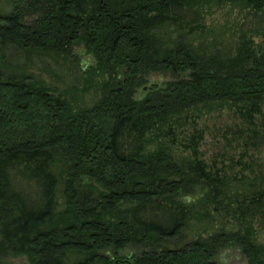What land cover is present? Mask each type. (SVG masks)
<instances>
[{
    "label": "trees",
    "instance_id": "16d2710c",
    "mask_svg": "<svg viewBox=\"0 0 264 264\" xmlns=\"http://www.w3.org/2000/svg\"><path fill=\"white\" fill-rule=\"evenodd\" d=\"M14 1L0 13V254L28 264H215L237 247L246 264H264L252 227L264 212V0ZM226 5L251 15V35L242 27L228 55L207 54L206 17ZM80 44L95 60L86 76L97 99L74 109L26 72ZM150 72L175 80L143 90ZM225 108L235 121L218 162L234 175L198 158L197 120ZM192 193L228 211L235 230L165 248L191 219L183 200ZM127 246L142 252L125 260Z\"/></svg>",
    "mask_w": 264,
    "mask_h": 264
},
{
    "label": "rangeland",
    "instance_id": "374dc122",
    "mask_svg": "<svg viewBox=\"0 0 264 264\" xmlns=\"http://www.w3.org/2000/svg\"><path fill=\"white\" fill-rule=\"evenodd\" d=\"M14 5V0H0V13H10ZM251 18V15H248L247 12H243L237 8H231L229 5L218 10H213L205 20V25L208 29L210 28V31L206 35L207 37L205 36L203 51H207V54L218 52L221 55H228L227 50L233 49L235 46L234 43L237 40L240 28L244 27L243 30L247 35H251L249 32V21ZM31 21H33V16L26 13L24 22L28 24ZM168 35L170 37L167 36V39L170 38L171 41L176 38L174 34L171 35L168 33ZM254 41L258 42L259 38H254ZM194 45L197 47L198 41H195ZM52 61L48 59L47 66H44L42 70H38L36 67L31 68L26 72V75L31 76L34 82L48 87L54 95L68 100L74 109L91 106L97 99V93H94L96 87L94 84H91V82L94 83L96 81V78L89 79L86 76L89 67L95 64L92 55L86 53L84 46L80 44L72 47L70 55L62 59L59 58L57 61L53 58ZM174 80L175 77L170 73L150 72L146 76L143 86L156 85V87L164 89L168 82ZM142 87L136 90V98L141 93L140 89ZM234 121L232 112L226 108L215 110L208 115L203 114L197 120L196 129L203 131V139L198 147L199 159H202L210 166L212 164L214 165V163H219L218 161L224 151L221 133L225 126L232 125ZM193 129L195 128L188 127L184 133L193 132ZM183 136L181 135V137ZM227 166L228 161H225L224 164L219 163L217 165L218 168L221 167L219 169H225L228 175H234L238 171L237 169L229 170L226 168ZM243 174L244 177L251 176L248 172H244ZM62 190L63 182L61 181L56 193L58 210L63 209L64 205ZM183 202L191 210V219L182 231V236L165 243V248L177 249L198 237L205 238L214 232H229L235 230L234 226L236 221L228 211L221 210L217 212L213 211L211 207H205L198 199V196L193 193L189 194V197L185 198ZM252 227L255 231L257 242L264 246V212L262 216H258L253 220ZM141 252L142 248L140 247L127 246L118 255L129 261L131 257H136ZM112 254L113 252L111 250L107 253L109 256H112ZM0 260L5 264H28L25 255H14L11 252L0 254ZM214 260L215 264H246L243 254L237 247H229L218 251Z\"/></svg>",
    "mask_w": 264,
    "mask_h": 264
},
{
    "label": "water",
    "instance_id": "95a60500",
    "mask_svg": "<svg viewBox=\"0 0 264 264\" xmlns=\"http://www.w3.org/2000/svg\"><path fill=\"white\" fill-rule=\"evenodd\" d=\"M154 87H156V85H151V86L145 87L143 90H149V89H152Z\"/></svg>",
    "mask_w": 264,
    "mask_h": 264
}]
</instances>
